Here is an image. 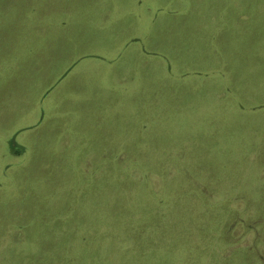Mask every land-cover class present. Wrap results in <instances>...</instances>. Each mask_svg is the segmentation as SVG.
Masks as SVG:
<instances>
[{
	"label": "rangeland",
	"instance_id": "374dc122",
	"mask_svg": "<svg viewBox=\"0 0 264 264\" xmlns=\"http://www.w3.org/2000/svg\"><path fill=\"white\" fill-rule=\"evenodd\" d=\"M0 264H264V0H0Z\"/></svg>",
	"mask_w": 264,
	"mask_h": 264
}]
</instances>
